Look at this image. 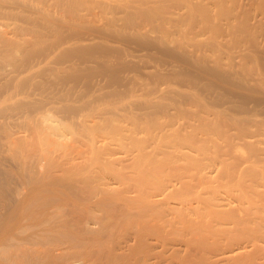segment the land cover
I'll use <instances>...</instances> for the list:
<instances>
[{
	"label": "rangeland",
	"instance_id": "rangeland-1",
	"mask_svg": "<svg viewBox=\"0 0 264 264\" xmlns=\"http://www.w3.org/2000/svg\"><path fill=\"white\" fill-rule=\"evenodd\" d=\"M96 1L0 0V31L20 45L0 41L1 189L37 158L8 141L49 118L91 150L109 142L88 153L90 201L53 187L101 218L97 246L54 236L56 263L264 264V0Z\"/></svg>",
	"mask_w": 264,
	"mask_h": 264
},
{
	"label": "bare ground",
	"instance_id": "bare-ground-1",
	"mask_svg": "<svg viewBox=\"0 0 264 264\" xmlns=\"http://www.w3.org/2000/svg\"><path fill=\"white\" fill-rule=\"evenodd\" d=\"M102 1H104V4H105V2H108L106 0H102ZM109 1H111V0H109ZM96 2L101 3L100 0L99 1L97 0ZM104 4H102V5H104ZM109 4H110V2H109ZM78 19L79 18L77 15H72L71 17L62 18V20H59L60 27L61 26L62 27L68 26V24L74 23V22L78 21ZM7 34H8V32H6L5 30L0 31V41L4 44L5 48L7 47L6 48V54H11L12 52H16L20 48V45L13 42L7 36ZM9 62L10 61L5 60L6 65H9ZM84 123H85V121H84ZM84 123H82V124L84 125ZM80 124H79V126H80ZM91 124H92V122H91ZM91 124H88L90 127L89 126L87 127L89 131L91 130V128H94V127H91ZM55 125H58V124L57 123L55 124L51 119L46 118L43 121H41L40 125L36 128H32L29 126V132L27 131L28 128L25 131L28 133V134L26 133V135H27L26 137L21 138L19 136L20 138H18L17 140L15 139L16 137L15 138L11 137L12 139H15V140H9L8 141L11 144H17V142H19L20 143L19 149L21 151L31 153L32 155L37 156V158H36L35 162H28V164H27V162H25L22 159V162L23 161L24 162L22 164L23 169L21 168V170H22V172H23L22 174L24 176L22 175L23 178L21 177V180H22L21 183H18L16 185H15V183H13L12 184L13 186H11L9 184L10 182L7 183L11 187L9 185H6L5 187H3V188H5L4 189L5 192L1 191L3 188L1 189L2 184L0 185L1 186L0 187V196H3L4 198H7V199L10 197H12V198L14 197V199L10 198L8 200H10L11 203L13 202V204H14L13 207H15L14 209H16L15 212H18V213H15V215H12V214H14V212H13L14 209H13L12 214L10 213L9 217H7L8 215L7 216L5 215L7 218L5 216H4L5 218L0 216L1 217L0 218V264H60L59 262L56 263L59 260V258H57V257L61 256L64 253L67 254V251L65 250V247L67 246L66 243L69 245H72V243H75V242L77 243L79 240H81L80 242L83 243L82 240H84V238H86L88 236H90V237H88L90 239L86 238L87 239V240L85 239L86 242L90 240V241H94L92 243H94L95 245L97 243V242L95 243V240H96V239L94 240L95 237H93V239L91 240V235H88V234H92V236H94L93 233H91V232H94V231L96 232L95 229H97V227H96L97 226V219L93 218L96 216H94V213H91L89 206L88 207L86 205L83 206V203L81 201L82 200L87 201L90 199L88 197L90 195V192H88L86 190L88 188L86 186L89 183L87 181V180H89V178L87 179L86 173H88V171H86L87 170L86 168H89V163H90L91 157H92V155L95 156L94 154L99 155V152H98L99 150H97V149H99V148L102 149L101 146L104 149L103 145H106L105 147H108L109 142L107 143L106 142L107 140L105 141V138H101L100 141H98V144H101V145H99L100 147L97 148V146H98L97 145L95 147L97 149L94 148L96 151L91 150L90 141H91V143H93L94 139H93V141L90 139V141L88 140L89 143H86L87 140L84 142H79L81 139L80 140L78 139V141H76L77 138L75 140L72 137V140L70 141V140H68L66 135L64 136L63 134L60 135L59 133H57L58 127L56 128ZM92 126H95V125H92ZM80 127H81V130H84V128L86 126L85 127L80 126ZM24 135L25 134L23 133V136ZM70 137L71 136H69V139H71ZM96 139H95V141L97 142L98 139L97 140ZM118 143H120V142H118ZM90 151H95L97 153H93V152L89 153ZM88 153L89 154L93 153V154L89 155ZM88 155L91 157L89 158ZM95 157L98 159V161L100 160L98 158L99 156L98 157L95 156ZM13 158L16 160L19 159V157L17 159L16 155H14ZM119 158H121V157H119ZM119 158L114 157L113 159L121 160L120 162H122L123 159L122 158L119 159ZM108 159H112V158H108ZM113 159L111 160L112 162H114ZM93 160H94L95 164H97L96 163L97 160L96 159H93ZM105 160H107V159H105ZM111 161L107 160L105 162H111ZM116 162H119V161H116ZM91 163H92V160H91ZM29 164L32 165L31 166L32 169H29V167L27 168V166H30ZM84 170H85V172H84ZM88 175H89V173H88ZM19 176H21V175H19ZM19 179H20V177L18 178L17 182L19 181ZM77 180H81L83 182V184H84L83 187L75 185V182H77ZM62 181L69 182V184L71 185L70 186L71 190L74 193L79 194L78 196L82 197V199L80 197L81 201H80V199H78L79 197L77 198V196H76V198L79 201L78 200L75 201L76 199L74 197H73V199H72V197L70 198V196H68V193H65V192H63V193L67 194V195H65L66 197L59 196V193L56 192V190L58 189V187H60V186H58L60 183H62L61 188L64 187ZM57 182L59 184L56 185ZM86 182H87V185H86ZM53 187H56L57 189H55ZM111 187H113V186H111ZM102 188L100 190L101 192L103 190L106 191L108 189V188L106 189L105 187L103 189ZM64 189H63V191H64ZM89 189H90V187H89ZM110 191H108V192H110ZM87 192L89 193V195L87 194ZM48 193H49V195L51 193H58L57 196H59V197L54 196L55 202H51V205H50V203H48V201H50L52 199L48 198L49 199L48 200L45 197V196H47L46 194H48ZM102 193H104V192H102ZM6 194H8L10 197L7 196ZM64 194H62V195H64ZM54 195H56V194H54ZM51 196L53 197V195H50V197ZM4 198L2 200L3 202H5ZM43 198H45L47 201L43 202V200H42ZM56 198L58 199L57 201H56ZM38 199H41V200H38ZM54 200H52V201H54ZM37 201H39L38 203L40 204V206L42 204H44V205H42L43 207L44 206L45 207L48 206V207L47 208L41 207L43 209H41V211H40L39 205L37 206V203H35ZM46 202L48 203V205ZM33 203L36 204L35 206L38 207L39 212H37L38 211L37 207H36V209H34V207L32 206ZM45 203L47 206L45 205ZM28 204H32V205L30 206ZM27 205L29 206V208L27 207ZM23 207H26L27 209L31 210V212H30L31 217L30 218L33 221L32 220L30 221L29 220L30 218H28L26 216V215H30V214H26L25 215L26 217L23 218L24 213H29V210L27 212V209H25L24 212L21 211V209L23 210ZM32 209L36 210V213H34V211ZM20 211L23 212V214H21ZM32 211H33V213H32ZM32 216H34V217L32 218ZM25 218H26V221H24V222L30 221L29 224H25L24 222L22 223V221L25 220ZM27 218H28V221H27ZM96 218H98V217H96ZM99 218H98V221L100 220L99 222L101 223V218L100 219ZM100 223H99V225H100ZM101 225H102V227H101ZM101 225H100V227L103 228L104 224H101ZM101 228H98V229L104 230V228L103 229H101ZM100 230H98V231H100ZM101 232L103 233V231H101ZM101 232H98V233L102 234ZM105 234L107 235V233H105ZM95 235H96V233H95ZM98 235H96V237H98L100 240L101 236L100 235L98 236ZM54 236H56L57 239L59 238V236H61L59 239H61L62 236H64L65 241L67 240L68 236H70V240L68 238L66 243H65V241H62V240H61V242H63V243H59L60 240H54L53 239ZM100 242H102V241L100 240ZM99 244L100 243L98 242V245ZM103 244H105V242ZM73 245L76 246L77 244H73ZM78 245H79V242H78ZM85 245H87V244H85ZM107 245H108V243H107ZM72 246L70 248H72ZM105 246L103 245L104 248H105ZM91 247H93V245ZM99 248H100V250H99ZM62 249H64V251H63L64 253L61 251ZM75 249H77V248H75ZM107 249L108 248H106V250H104L105 253H107V257L109 256L112 258L113 255L111 256L109 254H114L116 250L114 251V253H112L111 249H110V252H111L110 253L109 250H107ZM58 250H60L61 253ZM95 250H97V251H95ZM95 250H94L95 252L100 251V254H101V251L104 253V251L101 250V247H98ZM56 252H59V255ZM95 252H93V253H95ZM103 253L101 255H106L105 253L104 254ZM81 254L83 255V253H81ZM97 255H98V253H97ZM76 256H78V253L76 254ZM64 257L66 260V256H64ZM94 257L99 258V256H96V254ZM61 259H63V257ZM63 260H61L62 261L61 263L65 262ZM73 260L74 261L71 260L72 262L69 261L70 263H68L66 260V264H80V262H81V260L80 261L78 259L75 260V258ZM85 264H87V261Z\"/></svg>",
	"mask_w": 264,
	"mask_h": 264
}]
</instances>
